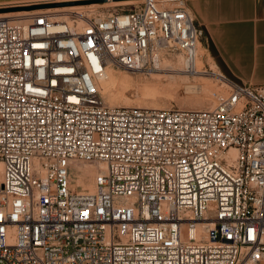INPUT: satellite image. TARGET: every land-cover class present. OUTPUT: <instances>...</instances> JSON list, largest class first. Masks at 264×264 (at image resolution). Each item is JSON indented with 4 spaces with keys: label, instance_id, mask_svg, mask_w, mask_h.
<instances>
[{
    "label": "built area",
    "instance_id": "obj_1",
    "mask_svg": "<svg viewBox=\"0 0 264 264\" xmlns=\"http://www.w3.org/2000/svg\"><path fill=\"white\" fill-rule=\"evenodd\" d=\"M53 8L0 15V264H264V83L199 66L187 0ZM165 59L222 90L206 107L101 93L108 67Z\"/></svg>",
    "mask_w": 264,
    "mask_h": 264
},
{
    "label": "crops",
    "instance_id": "obj_2",
    "mask_svg": "<svg viewBox=\"0 0 264 264\" xmlns=\"http://www.w3.org/2000/svg\"><path fill=\"white\" fill-rule=\"evenodd\" d=\"M26 0H0L2 2ZM205 29L207 63L235 80L264 83V0H189Z\"/></svg>",
    "mask_w": 264,
    "mask_h": 264
},
{
    "label": "rangeland",
    "instance_id": "obj_3",
    "mask_svg": "<svg viewBox=\"0 0 264 264\" xmlns=\"http://www.w3.org/2000/svg\"><path fill=\"white\" fill-rule=\"evenodd\" d=\"M141 1L120 5L90 2L91 4L85 3L84 5L89 6L81 8V11L86 14L105 13L114 8H130L140 4ZM187 1L189 2V0ZM204 45L205 43L202 40L201 44H199L198 54V64L200 67L204 63L207 64ZM162 66H164L162 70H157L151 74L110 66L108 72L111 70L116 82L107 85L110 89L107 88L106 90V84L100 80V91H102L101 93L104 95L106 101L114 105L206 107L214 101L216 95L222 90L210 77L205 75L184 74L183 71L175 72L172 68L176 67L175 69H178L182 67L177 61L165 59ZM118 80L119 83L117 82ZM101 84L104 85L100 86ZM1 180L2 173L0 172ZM91 182L92 176L81 181L86 187H90Z\"/></svg>",
    "mask_w": 264,
    "mask_h": 264
},
{
    "label": "bare ground",
    "instance_id": "obj_4",
    "mask_svg": "<svg viewBox=\"0 0 264 264\" xmlns=\"http://www.w3.org/2000/svg\"><path fill=\"white\" fill-rule=\"evenodd\" d=\"M61 1V0H60ZM136 1H139V0H107V1H104V2H94V3H104V4H113V5H115V4H127V3H134V2H136ZM85 3H76V4H64V5H54V6H52V7H54L53 9H55V10H63L64 12H70V11H81V8H83V7H85V6H87V5H84ZM87 4H91V3H87ZM89 6V5H88ZM87 6V7H88ZM93 7V6H92ZM39 8V7H38ZM86 8V7H85ZM12 10H20L19 12H17V13H20L21 11H25V12H28V11H30L31 9H27V8H24V9H12ZM6 11H8V10H5V11H0V15H4L5 14V12ZM199 44H201V42H199ZM198 54H199V47H198ZM179 64V63H178ZM183 66V65H182ZM109 68V67H108ZM176 68V67H175ZM175 68H172L173 70H175V72L177 71V72H180V71H182V70H180V69H175ZM169 70V69H168ZM173 70H171L172 72H173ZM110 72H111V70H110ZM110 72H108V70L106 71V73L105 74H103L101 77H100V79L103 81V83H105L106 85V90H107V88L108 89H110L109 88V86H107V85H109L110 83L111 84H113V83H115L116 82V80H115V76H113L114 74H112V72L110 73ZM190 72V71H189ZM179 74V73H178ZM185 74V73H184ZM176 75H177V73H176ZM175 75V76H176ZM180 76V75H179ZM117 77V76H116ZM181 77V76H180ZM199 77V76H198ZM117 79V78H116ZM180 79V78H179ZM181 80H183V79H181ZM118 83H119V80L117 81ZM100 83V82H99ZM110 84V85H111ZM102 85H104V84H101L100 86H102ZM118 85V84H117ZM174 85V84H173ZM112 86H114V85H112ZM112 86H110V87H112ZM115 88V87H114ZM105 90V89H104ZM109 91V90H108ZM102 92V91H101ZM90 171H91V173H94L95 171H96V168L95 167H93L92 166V168L90 169ZM0 172L1 173H3V162H2V160L0 159ZM81 181H82V179L81 178H78V180H77V182H79V183H81ZM89 188H93V180H92V182L90 183V187Z\"/></svg>",
    "mask_w": 264,
    "mask_h": 264
},
{
    "label": "water",
    "instance_id": "obj_5",
    "mask_svg": "<svg viewBox=\"0 0 264 264\" xmlns=\"http://www.w3.org/2000/svg\"><path fill=\"white\" fill-rule=\"evenodd\" d=\"M107 0H61V1H49V2H40L33 3L29 5H15L8 7H0V11L12 10V9H32L45 6H54V5H64V4H76V3H90V2H104Z\"/></svg>",
    "mask_w": 264,
    "mask_h": 264
}]
</instances>
